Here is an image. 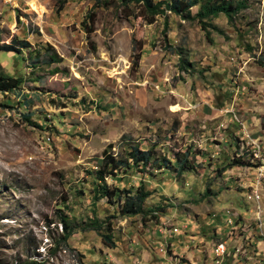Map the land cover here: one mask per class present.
I'll list each match as a JSON object with an SVG mask.
<instances>
[{
  "label": "rangeland",
  "instance_id": "374dc122",
  "mask_svg": "<svg viewBox=\"0 0 264 264\" xmlns=\"http://www.w3.org/2000/svg\"><path fill=\"white\" fill-rule=\"evenodd\" d=\"M99 1L68 0L57 14L56 0H0V45H31L0 52L3 71L25 80L19 95L0 92V264H264V0L231 23L205 20L210 40L197 20L166 11L149 24L140 4ZM135 144L172 167L105 183L142 182L153 192L145 209L163 210L141 224L99 201L100 218L114 215L110 249L78 231L91 215L89 173L108 145L118 157ZM185 153L192 169L179 175ZM221 244L229 254L216 258Z\"/></svg>",
  "mask_w": 264,
  "mask_h": 264
},
{
  "label": "trees",
  "instance_id": "16d2710c",
  "mask_svg": "<svg viewBox=\"0 0 264 264\" xmlns=\"http://www.w3.org/2000/svg\"><path fill=\"white\" fill-rule=\"evenodd\" d=\"M126 8H130L132 5H142L145 8L147 15L149 16L148 23L154 21L156 15H164L166 11L181 16L185 20H197L203 31H205V37L210 40V32L207 30L209 24L205 20H210L211 18H217L220 14L224 15L229 23H231L235 15L241 10L247 7V0H118ZM68 0H56V10L55 12L59 14L67 4ZM96 2L101 3L99 0ZM197 6V12L194 16L191 15V8ZM90 24L93 25L95 21V13H90L89 15ZM217 30V29H214ZM88 33L93 32L90 27L87 30ZM221 33L220 31H217ZM31 45L25 39H19L18 37H13L9 44L0 45V52L8 53L13 52L15 54H21L22 50L30 48ZM52 62H57L59 59L55 54L51 55ZM181 70L187 71V68H192L193 65L187 62V60H181ZM56 71V69H55ZM22 77L11 76L3 71L0 66V92L10 93V94H20L21 86L24 83ZM25 104L29 105V102L24 99ZM25 119L28 121L30 115H24ZM112 145L103 151L102 158L99 161V167L96 172L89 173L93 182L94 188L92 190L91 197V215L87 217L88 219L80 225L79 232H95L98 237H100L102 243L110 248H115V241L113 238V222L114 215L107 216L105 218H100L98 216L96 205L102 199H105L108 205H117V214L122 216V218H131L135 216L140 217V223H146L149 221H158L159 217L153 214V211H162L163 208L156 207L153 210H146L145 204L147 199H149L153 192L145 189L142 182L137 185V187L132 189H116V187H109L105 183V178L109 177L114 180L121 173L126 174L130 171L140 172V170H145L148 166H160L161 160L154 157L153 151L151 149L141 150L138 144L131 145L124 155H118L115 157L109 150ZM163 164L167 167H172L171 161H166L162 159ZM178 168L177 173L181 175L184 171L192 169V165L188 162L187 154L177 159ZM242 165L239 159L231 161L227 167L223 168L222 172L228 167H235ZM164 167V166H163ZM160 168V167H158ZM136 173V172H134ZM83 191L79 192L82 196ZM208 193L206 192V195ZM73 212V211H72ZM77 220L74 213H70L67 216H61L60 222L62 230L64 232V241H66L76 230L72 227L73 223Z\"/></svg>",
  "mask_w": 264,
  "mask_h": 264
},
{
  "label": "built area",
  "instance_id": "2783aa9c",
  "mask_svg": "<svg viewBox=\"0 0 264 264\" xmlns=\"http://www.w3.org/2000/svg\"><path fill=\"white\" fill-rule=\"evenodd\" d=\"M3 2L10 7L17 6L16 0H3ZM228 254L229 253L227 252L225 245L221 244V246L216 249L215 257L222 258L224 255H228ZM216 263H219V262L217 261Z\"/></svg>",
  "mask_w": 264,
  "mask_h": 264
},
{
  "label": "bare ground",
  "instance_id": "6f19581e",
  "mask_svg": "<svg viewBox=\"0 0 264 264\" xmlns=\"http://www.w3.org/2000/svg\"><path fill=\"white\" fill-rule=\"evenodd\" d=\"M33 9H34V10H37V7L34 5Z\"/></svg>",
  "mask_w": 264,
  "mask_h": 264
}]
</instances>
